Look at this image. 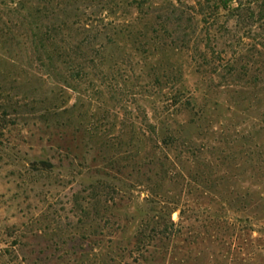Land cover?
Instances as JSON below:
<instances>
[{
	"label": "rangeland",
	"instance_id": "1",
	"mask_svg": "<svg viewBox=\"0 0 264 264\" xmlns=\"http://www.w3.org/2000/svg\"><path fill=\"white\" fill-rule=\"evenodd\" d=\"M217 1L0 37V264H264V0Z\"/></svg>",
	"mask_w": 264,
	"mask_h": 264
},
{
	"label": "trees",
	"instance_id": "2",
	"mask_svg": "<svg viewBox=\"0 0 264 264\" xmlns=\"http://www.w3.org/2000/svg\"><path fill=\"white\" fill-rule=\"evenodd\" d=\"M44 1L47 0H40L27 4L25 0H0V7L4 10L2 13L0 12V18L6 15L8 19L7 21L0 20V37L6 35L9 31L11 32L14 27L27 28L31 32L34 47L37 48L38 52L42 53V55L44 54L45 61H47L49 65H52L59 50L63 49L65 52L67 50L65 45L62 46L58 44L52 31L55 29L61 30L65 27L66 21L61 20L57 22L58 24L53 23L51 27L44 25V21L48 19V14L52 13V15H54L56 12L55 7H49L48 3ZM220 1L221 0L217 1L218 4H215L216 7L213 6V11H216ZM208 8L212 10L211 6ZM244 72L246 73V71ZM210 219L211 222L214 221L213 218Z\"/></svg>",
	"mask_w": 264,
	"mask_h": 264
}]
</instances>
